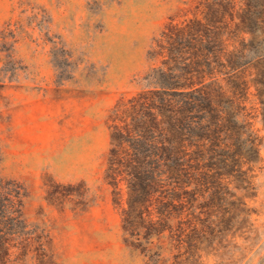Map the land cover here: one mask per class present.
I'll return each mask as SVG.
<instances>
[{"label": "rangeland", "instance_id": "rangeland-1", "mask_svg": "<svg viewBox=\"0 0 264 264\" xmlns=\"http://www.w3.org/2000/svg\"><path fill=\"white\" fill-rule=\"evenodd\" d=\"M183 62L226 132L187 187L198 217L174 209L149 236L126 222L116 109ZM0 175L31 233L10 264H264V0H0Z\"/></svg>", "mask_w": 264, "mask_h": 264}, {"label": "trees", "instance_id": "trees-1", "mask_svg": "<svg viewBox=\"0 0 264 264\" xmlns=\"http://www.w3.org/2000/svg\"><path fill=\"white\" fill-rule=\"evenodd\" d=\"M164 35L169 38L168 33ZM159 47L165 48L160 43ZM183 63L180 68L175 64L168 70L157 69L155 75H151L158 89L143 91L116 109V113H128L132 120L124 131L119 128L114 132V138L126 151V158L119 156L117 148L111 149L114 163L125 174L130 190L126 222L135 212L141 228L149 236L167 230L173 212L186 205L191 211L189 214L198 217L201 205L194 201L196 191L187 187L195 179L202 181L209 176L200 171L201 162H214L211 154L217 152L211 147L216 138L214 134L226 132L219 119L223 109L215 105L212 89L202 79L193 80L190 75L194 69L188 70L187 62ZM233 101L229 98L227 105ZM24 196L22 185L0 175V256L3 264H10L11 248L17 246L18 239L31 238L22 212ZM178 227L183 229L181 224ZM187 244L193 246L190 242Z\"/></svg>", "mask_w": 264, "mask_h": 264}]
</instances>
